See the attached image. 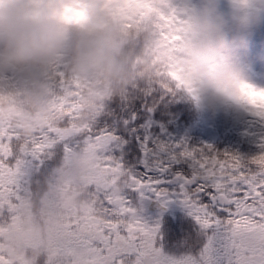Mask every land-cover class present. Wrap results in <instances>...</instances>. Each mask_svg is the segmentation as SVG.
Instances as JSON below:
<instances>
[{"label": "snow or ice", "instance_id": "1", "mask_svg": "<svg viewBox=\"0 0 264 264\" xmlns=\"http://www.w3.org/2000/svg\"><path fill=\"white\" fill-rule=\"evenodd\" d=\"M180 9L159 2L158 35L173 52L183 36ZM244 87L264 96V88ZM236 103L238 119L209 125L181 91L153 87L113 101L83 132L48 129L51 140L28 149L0 129V213L28 199L66 148L92 144L122 189L102 173L93 177L97 201L66 218L48 264H264V164L253 162L264 155V117L256 105ZM188 124L239 131L240 147L194 140Z\"/></svg>", "mask_w": 264, "mask_h": 264}, {"label": "rangeland", "instance_id": "2", "mask_svg": "<svg viewBox=\"0 0 264 264\" xmlns=\"http://www.w3.org/2000/svg\"><path fill=\"white\" fill-rule=\"evenodd\" d=\"M98 1L102 0H15L24 5L27 10L63 3L66 12L73 15L84 13L90 16L96 13L95 6ZM3 2L4 0H0V3ZM159 2L160 0H114V6L127 5L128 13L137 14L144 8L155 9L159 12ZM174 3L181 8L183 16V36L180 43L175 45L176 51L167 49L158 36L151 44L144 42L146 58L153 61H168L171 68L174 59L175 65L191 68L193 73L198 75V82L203 84H206L207 77L215 63L228 59L239 72L243 73L250 84L257 88H264V19L256 13L250 17V27L241 29L238 27L237 17L240 14L247 16L246 9L240 5L239 8L243 9L234 15L235 0H174ZM252 9L254 8L246 11H252ZM217 23L223 24L220 32L211 27ZM157 28L159 32V26ZM241 36L244 38L243 45L240 44ZM131 40L138 41L139 37L133 36ZM115 49L118 50L119 47ZM23 76L21 73L18 74L19 78ZM73 117H69L70 121L68 120L67 123L69 127H62V123L58 124V121L53 127H48L39 118L31 121L32 125H25L24 119L17 118L11 123L0 117V129L13 137L19 130V133L26 135L36 132L38 136L24 135V139L30 143L36 139L48 142L51 140L48 136V129L82 132L78 122L81 117L77 115ZM60 159L50 171L39 177L41 182L44 177L47 178L45 184L48 187L45 191L41 190L36 197L32 191L28 198L32 200L30 206L25 205L28 200L26 199L7 214L11 218L9 227H2L5 219L1 218V247L31 250L38 248L41 243L46 249L51 248L52 240L63 228L66 218L70 214L76 215L87 211L97 201L98 197L91 184L93 177L98 173L104 174L115 186L116 191L121 190L122 185L114 176V171L106 170L104 167L109 162L107 157L103 153L98 154L94 145L81 144L66 148ZM83 190L89 191V198L93 201L87 203V200H83L84 202L79 203L76 195ZM34 217L41 218L42 222H36ZM59 219L63 221H60L62 224L58 229L54 223ZM41 223L44 225L41 226ZM42 234H44L43 237ZM39 241L41 242L38 244Z\"/></svg>", "mask_w": 264, "mask_h": 264}, {"label": "trees", "instance_id": "3", "mask_svg": "<svg viewBox=\"0 0 264 264\" xmlns=\"http://www.w3.org/2000/svg\"><path fill=\"white\" fill-rule=\"evenodd\" d=\"M127 7V5L115 7L114 0H102L95 6L96 13L91 15L103 31L112 35L115 47H119L118 50L115 48L113 50L117 63L114 75L108 76L98 71L83 78L71 76L66 70L67 56L44 68L2 69L0 117L11 123L17 118L24 119L25 125H32L31 121L39 118L48 127H53L56 121L58 124L62 123L64 127L67 126L68 120L70 121L69 117L74 118L73 115H77L81 117L78 122L83 132L95 123L97 117L113 101L124 99L134 91H148L153 87L181 91L184 99L197 113L209 117V125L220 126L226 120H235L242 115V109L236 101L214 107L208 106L202 99L201 92L205 84L198 82V75L194 74L191 68L175 65L174 59L171 68L168 61H153L146 58L144 42L151 44L159 36L158 11L144 8L139 10L140 13L134 14L128 13ZM133 36H138L139 40H131ZM19 73L24 76L19 78ZM256 107L257 115L264 117V106ZM186 128L192 139L211 143L218 150H238L240 147L239 131L226 135L208 126L195 127L188 124ZM17 132L14 135V142L21 149H28L31 145L24 139V135L30 137L39 135L36 132L27 135L19 133L20 130ZM250 154L254 155V150ZM253 162L258 165L264 164V155L254 157ZM113 174L120 181L119 175L115 172ZM46 179L44 177L41 182L38 178L34 182L32 191L35 197L48 187L45 184ZM120 188L122 189V186ZM76 197L79 203L84 202L83 200H87V203L91 201L88 190H83ZM0 214V220L8 218L7 214Z\"/></svg>", "mask_w": 264, "mask_h": 264}, {"label": "clouds", "instance_id": "4", "mask_svg": "<svg viewBox=\"0 0 264 264\" xmlns=\"http://www.w3.org/2000/svg\"><path fill=\"white\" fill-rule=\"evenodd\" d=\"M238 27H250V18L238 15ZM73 21V22H70ZM211 27L220 32L223 24ZM240 44H244L243 36ZM223 47V43L221 44ZM114 38L84 13L66 12L63 3L27 10L15 0L0 3V70L7 67L44 68L67 56V72L85 77L102 71L115 74ZM250 84L228 59L211 69L202 99L208 106L227 104L239 97L254 105L264 106V96L248 91Z\"/></svg>", "mask_w": 264, "mask_h": 264}, {"label": "flooded vegetation", "instance_id": "5", "mask_svg": "<svg viewBox=\"0 0 264 264\" xmlns=\"http://www.w3.org/2000/svg\"><path fill=\"white\" fill-rule=\"evenodd\" d=\"M236 6L233 11V14H237L240 12L243 8L248 10L251 9L252 11H246L245 14L247 17H252V15L256 14L264 19V0H235ZM248 4V6H246ZM240 5H243V8H239ZM32 204V200H27L26 206H30ZM17 206V205H16ZM41 218L34 217V220L36 222H42L40 220ZM11 218H6L4 224L2 227L7 226L9 227L11 225V222H9ZM63 221V219H59L55 221L54 225L59 229L60 221ZM163 223V222H161ZM36 224V223H35ZM41 226L44 225V223L40 224ZM40 226V229H41ZM44 234H42V237ZM44 239V238H43ZM42 239V240H43ZM41 241L38 242V244ZM51 248L46 249L45 245L41 244L36 249L26 250V249H16V248H5L0 246V264H48V260L50 257Z\"/></svg>", "mask_w": 264, "mask_h": 264}]
</instances>
